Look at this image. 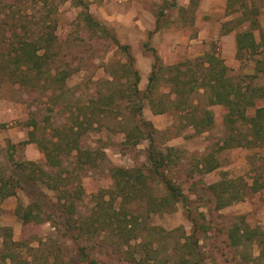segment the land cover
I'll return each mask as SVG.
<instances>
[{"label": "rangeland", "instance_id": "rangeland-1", "mask_svg": "<svg viewBox=\"0 0 264 264\" xmlns=\"http://www.w3.org/2000/svg\"><path fill=\"white\" fill-rule=\"evenodd\" d=\"M75 1L0 0L2 30L17 19L21 40L30 42L39 37L46 41L52 34L55 42L47 50L50 57L43 58L41 73L28 70L29 74L22 77L18 70L11 74L13 67L0 69V174L9 177L16 163L34 161L51 175L60 173L68 178L66 187L70 190L79 187L81 190L79 197L71 194L64 200L58 190L46 186L47 178L37 174L40 180L35 194L48 207L57 205L61 210L58 211H63L70 230L65 222L59 221V226L49 215L39 216L35 210L36 217L24 225L22 216L30 207V199L22 190L17 189L15 195L3 199L0 249L7 258L0 264H264V188L249 191L242 200L220 209L215 208L207 190L210 183L221 177H241L250 183L254 174L250 162H259L261 152L241 146L228 147L217 153L218 167L211 172L203 174L195 168L208 146L222 142L224 106L212 105V127L196 132L191 127L179 128L174 111L156 114L151 111L149 100L143 101L142 117L158 131V145L175 148L179 155L168 176L191 202L199 240L195 244V237L190 238L187 247L183 243L194 228L184 204L178 202L167 212H148L137 199L115 197L113 168H145L148 145L145 139H139L135 146L124 144L116 118L103 117L86 127L77 150L63 152L62 165L54 168L46 164L36 142H27L32 129L28 125L30 118L35 117L39 123L37 137L43 132L46 137L60 135L57 127L72 122L71 108L85 118L88 107L96 102V90L105 87V81L115 71L122 73L125 54L111 36L129 46L134 66L140 73L139 87L145 89L154 61L151 48L163 64L195 58L206 51L222 57L221 36L234 25L240 23L234 30L242 29L255 19L259 29L264 30V0H232L230 6L228 0H194V9H186L189 0H175L176 6L171 5L173 0H80L95 19L104 23L110 36L101 34L100 30H87L79 16L82 6H77ZM23 27L28 30L24 34L26 39ZM259 29L254 30L256 38ZM199 31L203 42L189 46V38L198 36ZM176 32L182 37L186 35V45L178 42L172 49L168 42ZM1 41L0 51L6 58L9 52H14L13 46L7 47L2 36ZM146 42L149 47L144 46ZM43 51L40 48L39 53ZM257 57L264 58L262 47L256 48L254 54L247 48L241 58L231 54L223 60L233 76L246 81L254 74ZM46 69L51 70L50 75L66 72L65 83L55 82L44 72ZM27 173L30 174V165ZM151 187L153 196L158 198L163 194L160 185L153 182ZM39 190L44 191L42 196L38 195ZM62 201L66 202L65 206L61 205ZM102 208L108 211L106 216L125 221V233H132L129 237L125 235V245L112 234L118 220L99 225L104 229L97 228L95 219ZM93 226L97 229L94 234ZM235 227L240 228L239 234L243 232V244L231 243L229 237ZM7 230L10 237L6 236Z\"/></svg>", "mask_w": 264, "mask_h": 264}, {"label": "trees", "instance_id": "trees-1", "mask_svg": "<svg viewBox=\"0 0 264 264\" xmlns=\"http://www.w3.org/2000/svg\"><path fill=\"white\" fill-rule=\"evenodd\" d=\"M75 4L82 6L83 10L79 11V16H82L87 30H100L101 34L109 35L104 23L95 19L86 9V5H82L80 0H76ZM171 5H177L175 0ZM195 6L194 0H190L186 9H194ZM241 6L243 7L245 4ZM180 9L182 10V7ZM5 12L3 11L4 16ZM17 21V19L11 21L8 28L3 30L0 25V36L6 40L7 47L13 46L12 50L14 51L9 52L6 58H4L5 54L0 51V69L13 67L11 74L15 75L18 70L22 77L29 74L28 70L30 72L34 70L33 73L36 74L41 73L42 70L40 69V71L39 68L43 58L48 59L50 57V52L47 50L55 43L51 38L52 34L49 33L50 37L46 38V41L39 37L35 39L32 37L35 41L30 42L21 40L18 38V34L21 32L17 29ZM3 23L7 24L6 21ZM257 26V22L251 20L250 29H244L237 33L238 59L241 58L243 50L247 48L253 54L256 52V48L260 46L264 49V30L260 31V41L256 42L254 37L253 29H257ZM25 28L23 27V29ZM27 32L28 30L25 29L23 36ZM13 36V40L17 39V41L12 40L11 37ZM24 38L27 37L24 36ZM111 39L125 54V62L121 68L122 73L118 74L115 71L111 79L105 81L107 85L96 90V102H92V105L88 107L89 110L85 113V118L71 108L72 117L70 120L72 122L69 125L57 127L56 130L60 132V135L52 134L49 137H46L44 132L41 137H37L36 132L39 123L35 117L30 118L28 125L32 129L30 130V140L27 142L37 143L42 149L46 164L49 167L54 168L62 165L61 154L63 152L77 150L80 145V135L86 130V127L93 126L100 121V118L114 117L121 125L124 144L135 146L139 139L148 141L145 150L147 162L145 168L141 166L130 169L113 168L112 174L117 187V196L115 195V197L120 196L119 198L128 200L137 199L143 203L142 206L148 212H167L173 210L175 205L181 202L185 205L187 216L192 221L194 228L196 221L191 215L192 208L189 205L191 202L179 186L174 183L173 179L168 176V172L177 163L179 155L174 151L175 148H161L158 145L156 141L158 131L150 121L142 117L143 101L149 100L151 111L156 114L174 111L178 116L179 128L191 127L196 132H203L212 127L214 123L213 112L209 107L219 104L226 108L224 114L225 134L221 143L217 142L208 146L206 154L196 162V170L203 174L214 170L218 167L217 153L228 147L254 148L261 152V158L257 163L255 161L250 162L254 171L250 177V183L244 182L241 177H221L207 186L215 208H224L242 200L249 191L257 192L264 188V58L255 59V72L244 81L238 76H233L223 59L215 53L207 52L195 58H188L173 64H163L156 50L151 48L154 61L151 65L147 85L145 89H141L139 87L140 73L134 66V56L130 52L129 46L121 44L114 35L111 36ZM144 46L147 47L148 43L146 42ZM40 48H44L42 53H39ZM44 72L49 74L51 70L46 69ZM48 76H51L50 78L55 82L62 83L61 85L65 83L67 78L66 72L57 71ZM161 87L164 89L162 90ZM202 98H205V103H202ZM258 100L262 101V104L256 106ZM28 165H30V174L27 173ZM37 174L47 178L46 186L49 189L58 190L62 194L59 196L60 198H69L71 194L80 196V187L77 190L67 188L68 178L65 179L60 173L51 175L47 169H43L34 161H22L14 165L9 177L0 174V202L8 196L15 195L17 189L22 190L30 199V207L24 210L22 216L24 225L31 221L30 218L36 217L33 212L35 210L39 216L41 213L49 215L59 226H61L59 221L65 222L68 224V230H70L71 225L69 226L63 211L59 212L60 208L57 205L48 207L35 194L36 190L38 191L37 186L40 180ZM153 182L161 186L163 194L158 198L153 196L151 192ZM43 192L39 190L38 195L42 196ZM61 205L65 206L66 202L62 201ZM107 212L103 208L99 212L95 219L97 228L104 229L99 225L110 224L111 220H118L114 225L115 228H112V234L118 242L122 241V245H125L126 236L129 234V237L132 233H125V221L118 217L112 219V217L106 216ZM87 224L85 223V225ZM94 227L91 228L92 233L97 230ZM85 228L89 229L90 227ZM7 232L6 236L10 237L9 230ZM239 232V227H235L231 231L229 237L231 243H244L242 240L243 232L241 234ZM194 237L195 244H197L199 239L196 237L195 228L191 234L186 236L183 245L186 247L190 245L188 240L194 239ZM1 251L0 249V262H5L7 257Z\"/></svg>", "mask_w": 264, "mask_h": 264}, {"label": "crops", "instance_id": "crops-1", "mask_svg": "<svg viewBox=\"0 0 264 264\" xmlns=\"http://www.w3.org/2000/svg\"><path fill=\"white\" fill-rule=\"evenodd\" d=\"M189 2H190V0H189ZM227 4H228V6H230L231 4H232V0H228L227 1ZM227 6V7H228ZM252 20H255V19H252ZM251 21V20H250ZM256 22H257V20H255ZM257 25H258V22H257ZM249 26H250V22H249V24H248V26L247 27H245V28H242V29H240V28H238V29H236V30H234L235 28H237V27H240V23L239 24H236V25H234L233 27H231L227 32H226V34H224L223 36H221V39H220V41H221V54H222V57L221 56H219L218 54H216L218 57H220V58H225L226 56L227 57H229V55H230V57H231V54H232V57H237L238 58V55H237V44H236V36H237V33L238 32H240V31H242V30H244V29H250L249 28ZM257 29H259V27L257 26ZM256 29V30H257ZM254 30L255 29H253V33H254ZM260 30V29H259ZM260 31H262V30H260ZM180 35L178 34V32H176L174 35H172L171 36V39H170V41L168 42V46L170 47V48H172L173 49V47L176 45V43H178V42H182V43H184L185 45H186V35H183V37L182 36H180ZM254 37H255V40H256V42H258V41H260V34H258V38H256V36H255V34H254ZM203 42V39H202V37H201V31H199V33H198V36H194V37H192V38H189V46H194V44H201ZM260 47H262V46H260ZM262 50H264L263 49V47H262ZM244 51V50H243ZM207 52H209V51H206V52H204V53H207ZM203 53V54H204ZM211 53H214V52H211ZM223 53H225V54H227V55H223ZM202 54V55H203ZM198 56H200V55H198ZM257 58H259V57H257ZM188 59V58H187ZM256 59V58H255ZM255 59H254V72H255ZM182 61V60H181ZM224 61V60H223ZM179 62V61H178ZM224 62H226V61H224ZM253 74V73H252ZM258 101H260V100H258ZM258 101H256V106L257 105H260V104H257V102ZM262 102V101H261ZM262 104V103H261ZM214 105H219V104H214ZM212 106V105H211ZM210 106V107H211ZM209 107V108H210ZM226 109V108H225ZM226 112V111H225ZM251 112L253 113V110H251ZM0 122H2V120L0 119Z\"/></svg>", "mask_w": 264, "mask_h": 264}]
</instances>
